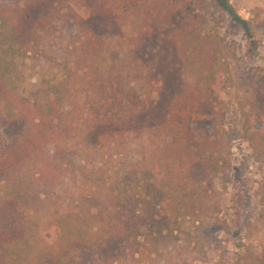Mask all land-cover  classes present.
<instances>
[{"label": "trees", "instance_id": "1", "mask_svg": "<svg viewBox=\"0 0 264 264\" xmlns=\"http://www.w3.org/2000/svg\"><path fill=\"white\" fill-rule=\"evenodd\" d=\"M20 1L15 0L16 5ZM215 1L246 33L249 31L247 21L228 0ZM145 2L131 8L137 0H36L34 8L39 19L33 21L34 28L43 31L64 21L80 31V40L72 48L74 67H66L61 80L46 82L27 96L20 94L24 79L17 59L38 51L35 33L24 28L16 17L23 9L16 6L12 10L0 3V120L21 125L12 142L0 141V264H88L92 217L83 208L88 196L75 199L71 195L65 199L50 195L65 175L72 176L73 185L79 181L91 193L106 192L102 206L117 216L110 229H115L117 236L133 238L127 246L133 264H141L146 257L157 254L158 248L183 239L180 218L199 220L202 207L196 204L194 192L184 186L176 167H184L193 154L206 151L209 171L213 175L224 172L218 144L209 136L200 138L191 128L160 124L167 131L160 143L148 142L138 150L140 158L134 165L139 176L131 195L121 188L124 182H116L118 169L109 172L101 167L103 162L97 167L92 158L72 169L75 163L65 158L96 154L108 147L107 140H114L116 135L146 131L153 142V133H159L158 124L143 113V102L134 92L124 94L120 88L108 92L118 77H102L92 69L101 46L94 36L86 34L83 19L71 5L88 7L92 15L107 21L121 7L129 8L133 14L141 12ZM186 6L180 0H153L144 20L153 19L175 29L177 56L188 58L186 72L198 73V81L204 82L201 88L191 87L185 99L194 100L182 104V112L187 116L197 112L211 115L212 111L206 110L209 99L217 100L213 97L211 69L223 62L219 55L225 48L218 35H201L197 22L188 18ZM141 34L144 33L139 31V37H135L136 46L141 44ZM182 65L175 70L166 66V75L161 72L164 77L157 88L164 98L175 100L185 93L179 84ZM110 99L116 106L114 112L105 107ZM263 122L261 99L245 113L243 133L264 160ZM135 174L131 172L128 177L132 179ZM261 204L264 206V185ZM146 225L149 232L140 233ZM112 233L108 231L106 243L115 245Z\"/></svg>", "mask_w": 264, "mask_h": 264}, {"label": "rangeland", "instance_id": "2", "mask_svg": "<svg viewBox=\"0 0 264 264\" xmlns=\"http://www.w3.org/2000/svg\"><path fill=\"white\" fill-rule=\"evenodd\" d=\"M35 1L21 0L16 5L15 0H0L12 10L23 9L15 15L24 28L29 27L35 33L38 51L17 59L24 79L20 88L23 96L46 82L61 80L65 68L74 67L76 59L72 48L80 40V31L64 21H58L43 31L34 28L33 21L39 19ZM142 1L137 0L131 8L139 6ZM180 1L187 4L188 18L197 22L201 35H218L225 48L219 55L223 62L211 69L214 80H208L212 81L213 97H217V100L209 99L206 110L212 111L211 115L197 112L187 116L182 112V104L194 100L185 99L191 87L201 88L204 82L198 81V73L186 72L188 58L177 56L175 29L153 19L144 20L153 0H146L144 8L136 14L121 7L107 21L92 15L88 7L71 4L83 19L86 34L94 36L97 45L101 46L92 69L102 77H118L113 86L109 85L112 89L108 87V92L117 88L124 94L134 92L143 102V113L154 118L158 126L163 122L169 126H185L195 130L200 138L209 136L217 142L225 162L224 172L213 175L208 167V152L200 151L193 154L191 160H186L184 167H176L184 186L194 192L196 204L202 207L199 220L180 218L183 239L158 248L157 254L146 257L141 264H264V206L261 204L264 160L256 154L243 133L245 113L255 102L264 100V0H228L235 12L247 21V33L215 0ZM139 31L144 34L140 35L141 44L136 46L135 37H139ZM180 63L183 65L179 84L185 93L175 100L164 98L157 87L162 77L168 74L166 66L175 70ZM161 72L165 74L161 75ZM113 101L110 99L105 106L111 112L116 111ZM20 127L0 120V141L12 142ZM157 130L159 133H153V142L146 131L125 133L122 137L116 135L112 141L107 140L108 147L104 146L96 154H73L72 158H65L75 163L72 169L82 166L88 158H92L97 167L103 162L101 167L108 168L109 172L118 169L116 182H124L121 188L131 195L139 176L134 165L140 158L138 150L148 142L160 143L167 131L161 126ZM51 150L47 153L50 154ZM131 172H136L132 179L128 177ZM83 190L87 191V187L80 185L79 181L73 185L72 176L65 175L61 185L50 195L65 199L71 195L75 199L88 196L83 206L84 212L92 217L87 263L133 264L127 248L133 238L117 236L115 229H110L117 216L102 206L106 192L85 193ZM31 206L33 208L34 204ZM109 230L113 231L111 237L116 240L115 245L106 243L110 238ZM139 231L149 232V227L146 225Z\"/></svg>", "mask_w": 264, "mask_h": 264}]
</instances>
